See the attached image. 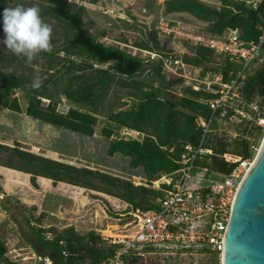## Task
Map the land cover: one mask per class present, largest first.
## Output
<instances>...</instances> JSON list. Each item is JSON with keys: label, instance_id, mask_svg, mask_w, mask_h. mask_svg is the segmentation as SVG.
<instances>
[{"label": "trees", "instance_id": "1", "mask_svg": "<svg viewBox=\"0 0 264 264\" xmlns=\"http://www.w3.org/2000/svg\"><path fill=\"white\" fill-rule=\"evenodd\" d=\"M40 1L44 3L40 15L57 21L65 28V40L61 47L56 48V55L42 52L43 56L50 58L49 70L55 72L47 71L40 88L33 89L32 82L24 75H16L0 68V110L25 114L39 122L92 137L98 125L95 113L98 103L107 97L113 86L127 90L128 95L133 98L132 104L109 113L102 135L109 140L107 155L113 157L119 153L129 158L131 169H143L147 185H135L131 180L99 170L78 168L24 151L18 146L3 144H0V153L8 152L9 158L3 159L0 156V166L30 175V184L35 189L39 188L37 178L42 177L51 180L53 184L62 182L112 196L127 203L129 208L139 206L143 209H156V200L164 198L172 185L154 189L151 181L161 174H172L180 168L178 162L185 145H198L203 134L198 121L209 116L211 110L207 101L216 96L214 90L219 88L218 84H212V90L204 83L197 90L188 85L180 96L175 95L171 93L172 84L182 82V77H173L164 84L165 73L160 62L152 63L155 65L149 67L146 58L99 41L85 27L83 6L69 0ZM88 1L91 4L98 2ZM219 1L221 6L215 8L199 0H165L164 11L166 14L186 13L208 24L203 30L188 31L222 36L229 29H237L245 44L258 42L264 35V0ZM16 5L18 4H13V0H0V13L5 7ZM183 29L188 28L183 24ZM145 36L134 43L136 48L163 54L174 53L168 46L169 41H172L170 36H162L156 29H149ZM51 43L55 41L51 40ZM185 46L188 53L181 57L182 62L200 68L206 75L219 77L220 83H230L243 67L240 61L231 60L224 54H216L212 49L187 44ZM60 52L65 55L60 56ZM12 58L16 59L15 56ZM147 70L148 79H155V73H158L162 75V81H157L154 86L140 79ZM62 80L65 82L62 83ZM18 90L25 94L27 105L24 109L19 99L14 97ZM242 94L249 101L259 99L260 106H263L264 61L255 60L247 71ZM58 95H62L68 103L89 105L94 112L70 107L66 113H62L58 110ZM44 99L48 100L47 105H44ZM221 124V120L215 122L214 131L205 142V147L210 148L212 154H204L203 160L198 161L199 165L208 168V174L217 173L211 176L217 180L231 172L234 166L221 158L223 154H235L243 158L253 156L254 153L249 151L250 142L253 140L258 144L264 136V128L250 122L239 124L236 137L220 132L218 127ZM123 128L139 131L144 137L140 141L120 138L119 131ZM173 178L175 182L179 176L174 175ZM14 209L17 210L16 207ZM20 216L27 225L30 224L26 215ZM50 231H53L52 228L37 229L38 245L29 244L38 253L50 256L57 264H100L114 257L120 248L119 244H111L91 232L80 233L67 228L53 232L54 237L49 239L46 233ZM60 242H64L65 246H60ZM63 249L68 252L66 257L62 255ZM0 264H14L8 258L2 237Z\"/></svg>", "mask_w": 264, "mask_h": 264}, {"label": "rangeland", "instance_id": "2", "mask_svg": "<svg viewBox=\"0 0 264 264\" xmlns=\"http://www.w3.org/2000/svg\"><path fill=\"white\" fill-rule=\"evenodd\" d=\"M83 6L82 17L85 27L97 39L106 45L117 46L128 53H135L134 43L145 38L149 29H155L160 17H169L182 22L188 29L203 30L207 23L198 21L186 13L166 14L165 0H98L91 4L88 0H69ZM211 7L219 8V0H199ZM21 3L25 7L36 5L40 11L44 3L40 0H13V4ZM41 13V12H40ZM42 17V16H41ZM52 28L49 55L57 53L65 40V28L57 21L42 17ZM4 33L0 31V68L16 75H24L31 82L35 78L40 81L49 70L48 56L42 52L27 62L22 56L13 55L3 44ZM168 46L174 51V56L181 59L188 49L182 41H169ZM56 55V54H55ZM64 56V52L59 53ZM15 56L16 59L12 57ZM12 58V59H11ZM83 60V59H82ZM155 64H149L153 67ZM105 67V66H99ZM183 81L172 84L171 93L180 96L188 85H198L205 80H218L215 75L201 72L200 68L185 65ZM148 70L139 78L149 84L157 85L162 81V75L155 73V79L147 78ZM171 79V78H170ZM165 75L164 84L170 80ZM65 81L62 80V83ZM17 97L24 109L27 105L25 94L18 90ZM60 104L58 110L66 113L70 107L82 111L94 112L89 105L68 103L62 95H58ZM133 98L128 91L113 86L107 97L98 103L95 111L98 118L96 132L92 137L73 133L71 131L48 125L25 114H18L6 109L0 110V144L15 147L81 168L86 167L111 174L133 183L147 185L142 168L131 169L129 158L116 153L113 157L107 155L109 140L102 135V129L107 124V117L111 111L129 107ZM47 105L48 100H43ZM239 119V118H238ZM238 120L231 122L229 127L236 130ZM264 137L258 142L260 148ZM3 159H8V152H1ZM198 171H193L190 182H197ZM30 175L0 166V237L6 246L16 244L21 247L38 245L37 229H50L47 232L54 237L53 232L72 228L80 233H94V235L110 241L122 239L129 234L130 210L128 204L120 199L96 191L72 186L62 182L53 184L49 179L38 177L39 188L30 184ZM136 185V184H135ZM17 210L14 209V207ZM19 214V215H18ZM20 214L30 219L27 225ZM34 227V228H33ZM46 233V234H47Z\"/></svg>", "mask_w": 264, "mask_h": 264}, {"label": "built area", "instance_id": "3", "mask_svg": "<svg viewBox=\"0 0 264 264\" xmlns=\"http://www.w3.org/2000/svg\"><path fill=\"white\" fill-rule=\"evenodd\" d=\"M155 29L160 35L170 36L172 40L224 54L231 60L240 61L243 67L230 83H220V79L201 82L210 90L215 83L219 88L214 90L216 96L207 101L211 110L209 116L198 121L203 130L200 142L197 146H184L177 171L161 174L151 181L154 189H162L164 185H172V189L167 191L164 198L156 200V209L131 207L129 234L113 242L120 245L116 255L100 264H222L231 206L260 148L252 140L249 151L254 153L253 156L243 158L235 154H223L221 158L234 166L231 172L218 180L211 177L217 173L208 174V168L199 165L198 161L203 160L204 154H212V150L205 147V142L214 131L215 122L221 120L218 130L232 137H236L240 127L232 130L229 124L236 120L238 124L250 122L264 128V108L259 105L258 100L249 101L242 94L247 71L255 60L264 61V35L258 42L245 44L237 29H229L222 36H207L184 30L180 20L166 16L158 19ZM134 50L132 55L146 58L149 64L160 62L169 79L184 77L186 64L182 59L176 58L174 53L163 54L136 47ZM200 84L192 87L197 90ZM119 136L125 140L140 141L144 134L123 128L119 131ZM194 170L198 171V181L190 182ZM174 175L179 176L175 182ZM46 236L51 239L49 233ZM59 245L64 247L65 243L60 242ZM6 247L8 258L14 264H57L50 256L38 253L33 247L16 244ZM62 255L66 257L68 252L63 249Z\"/></svg>", "mask_w": 264, "mask_h": 264}, {"label": "water", "instance_id": "4", "mask_svg": "<svg viewBox=\"0 0 264 264\" xmlns=\"http://www.w3.org/2000/svg\"><path fill=\"white\" fill-rule=\"evenodd\" d=\"M222 264H264V139L234 197Z\"/></svg>", "mask_w": 264, "mask_h": 264}, {"label": "clouds", "instance_id": "5", "mask_svg": "<svg viewBox=\"0 0 264 264\" xmlns=\"http://www.w3.org/2000/svg\"><path fill=\"white\" fill-rule=\"evenodd\" d=\"M0 27L4 33L3 44L13 55L31 62L36 55L51 48L52 28L46 23L36 5L5 7L0 13ZM41 86L39 78L31 84L33 89Z\"/></svg>", "mask_w": 264, "mask_h": 264}, {"label": "crops", "instance_id": "6", "mask_svg": "<svg viewBox=\"0 0 264 264\" xmlns=\"http://www.w3.org/2000/svg\"><path fill=\"white\" fill-rule=\"evenodd\" d=\"M258 101L260 102V100L258 99ZM260 105V104H259ZM262 108H264V104H263V106H261Z\"/></svg>", "mask_w": 264, "mask_h": 264}]
</instances>
